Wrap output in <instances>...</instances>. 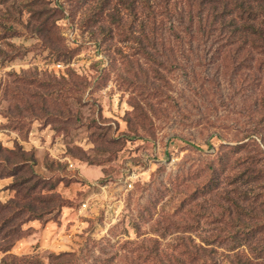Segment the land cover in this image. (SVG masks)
<instances>
[{
	"label": "rangeland",
	"instance_id": "1",
	"mask_svg": "<svg viewBox=\"0 0 264 264\" xmlns=\"http://www.w3.org/2000/svg\"><path fill=\"white\" fill-rule=\"evenodd\" d=\"M27 1L0 5V146L32 162L0 155V202L16 198V177L35 174L33 186L55 187L44 195L64 203L56 219L26 224L12 253L133 264L132 242L163 233L160 220L177 221L165 248L212 233L222 223L214 194L203 195L212 163L264 152L261 50L230 42L187 0H172L179 40L167 26L173 41L156 50L140 19L111 24V0H45L55 25L43 26L18 13ZM198 205L214 215L193 230Z\"/></svg>",
	"mask_w": 264,
	"mask_h": 264
},
{
	"label": "trees",
	"instance_id": "2",
	"mask_svg": "<svg viewBox=\"0 0 264 264\" xmlns=\"http://www.w3.org/2000/svg\"><path fill=\"white\" fill-rule=\"evenodd\" d=\"M10 1L0 0V5L10 9ZM187 1L203 10L201 13L207 14L211 23L218 26L230 42H236L238 47L243 43L254 46L264 54V0ZM16 9L22 18L30 11L31 23L38 20L41 26L50 22L55 25V20H51L55 15L50 14L45 0H28ZM174 9L172 0H111V24L122 28L127 16L140 19L143 42L146 40L151 45L150 50H156L158 42L165 46L172 40L171 33L165 34L167 26L170 30L175 29L172 34L179 40L176 28L182 22L174 18ZM200 15L199 18L203 19ZM150 50L147 56L154 58ZM260 104L264 117V96ZM237 149L232 152L239 153ZM6 152L19 158L17 166L32 162L26 153L4 150L0 146V155ZM230 154L224 152L216 163H212L210 181L203 188L204 196L214 194L209 202L220 208L222 223L211 227L212 233L208 235H177L165 248L160 237L166 238L177 221L169 217L165 223L160 220L153 230L162 229L163 233L132 242L136 245L133 264H264V152L238 155L234 162H229ZM0 163H6V160ZM35 181V174L16 177V198L7 203L0 202V264H46L40 255L19 256L12 253L32 229H25L26 224L35 220L45 223L56 219L64 203L57 194L44 195V192H53L55 187L38 191L40 183L33 186ZM203 190H198L196 196ZM190 211L192 221L186 222L193 230L200 226L202 217L214 215L203 205ZM49 264L78 262L75 256L61 253L50 255Z\"/></svg>",
	"mask_w": 264,
	"mask_h": 264
}]
</instances>
